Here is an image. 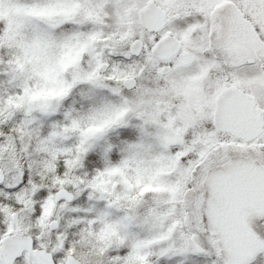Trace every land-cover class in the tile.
Listing matches in <instances>:
<instances>
[{"label":"rangeland","instance_id":"rangeland-1","mask_svg":"<svg viewBox=\"0 0 264 264\" xmlns=\"http://www.w3.org/2000/svg\"><path fill=\"white\" fill-rule=\"evenodd\" d=\"M65 1L74 5L67 13L49 14L51 4ZM149 1L168 13L161 32H146L138 23L137 13ZM206 1L15 0L27 7L23 16L2 10L0 243L9 235L27 236L55 264L68 257L79 264H264V250L241 260L225 255L203 212L208 151L223 137L192 116L206 114L212 96L235 81L227 65L205 66L206 75L186 73L207 63L194 39L205 35L208 19L180 7L206 10L212 0ZM230 2L245 13L244 35L257 38L264 56V0ZM6 3L0 0L4 8ZM214 12L216 22L232 13L222 4ZM163 36L182 45L166 61L150 52ZM136 39L143 48L133 57L129 45ZM230 40L222 38V44L229 41L226 51L236 48L227 52L232 66L247 56ZM66 44L80 48L72 69L63 64L73 55ZM47 46L64 48L67 56L59 65L47 63L49 73L41 69ZM101 63L107 64L104 73L97 71ZM163 66L169 73H160ZM127 77L137 88L117 94L115 84ZM89 82L113 85L105 93L120 98V105L99 97L96 86L86 88ZM145 87H159L169 98L141 95ZM103 105L114 112L109 125L95 115ZM61 189L72 195L70 202H54ZM52 221L57 227L49 230ZM259 226L250 229L264 243V223ZM12 264L31 263L23 253Z\"/></svg>","mask_w":264,"mask_h":264},{"label":"flooded vegetation","instance_id":"flooded-vegetation-1","mask_svg":"<svg viewBox=\"0 0 264 264\" xmlns=\"http://www.w3.org/2000/svg\"><path fill=\"white\" fill-rule=\"evenodd\" d=\"M219 4L228 6V10L232 11L222 19L225 23L222 21L224 25L221 29L222 22H216L218 17L214 15L215 6ZM159 7L164 10L167 19L168 13L164 7ZM180 8L190 14L199 16L203 14V17L205 14L208 19L205 35L194 39V42L198 41L196 43L198 47H202L203 52L206 53L204 55L208 58L207 63L203 64L201 61L198 70H190L186 73H190L192 76L193 74L206 75L208 70L205 69V66L227 65L232 67L229 71L235 77L234 83L224 85L212 96L210 108L206 114L193 112L192 116L194 120L208 121L214 131L223 137L221 142H213L208 151L211 167L206 178V180L210 178L209 186H205L206 203L203 210L205 218L208 222L211 220L207 211L208 205L212 212L227 210L235 216L241 228L257 237L250 227H262L259 225L264 223V56L261 44L257 43V38H253L252 34L244 35L245 13L230 0H212L206 10L200 6ZM175 15L177 14H174L173 18L178 20L180 16L176 19ZM222 38L223 41H226V38L231 39L230 41L234 45H243L247 60L243 58V62L232 63L230 66L231 61L228 54L235 52L236 48L226 51L229 41L226 45L225 42L222 44ZM136 88L137 82L131 92ZM225 88H235L244 95L241 97L239 94H233L226 102L237 105L240 103L238 100L240 98L247 107V117L241 121L238 127L226 125L227 130L220 131L214 128L215 101L217 95ZM140 94H147L149 97L157 99L169 98L164 93L162 94L159 87L141 88ZM185 105L196 109L190 101L185 102ZM225 255L231 260L235 259L232 252L231 254L226 252Z\"/></svg>","mask_w":264,"mask_h":264},{"label":"water","instance_id":"water-1","mask_svg":"<svg viewBox=\"0 0 264 264\" xmlns=\"http://www.w3.org/2000/svg\"><path fill=\"white\" fill-rule=\"evenodd\" d=\"M137 17L139 25L147 32H160L164 28L165 12L151 1L138 11ZM178 17V15H175L176 19ZM142 48L143 43L136 39L129 45V54L133 57H138L141 54ZM180 48L181 44L175 38L163 36L151 47L150 52L153 57L161 61H166L176 54ZM106 67V63H101L97 70L99 73H104ZM169 71L170 68L168 66L160 68V73L162 75L167 74ZM122 85L126 90H131L135 88L136 81L133 78H125L122 81ZM233 94H239L241 97H244V95L235 88H225L216 97L214 111V128L216 130L225 131L227 130L226 125L238 127L241 121L247 117V107L242 103L240 98L238 99L240 100V103H238L239 105L226 102ZM209 180L210 178L205 181L206 187L209 186ZM53 199L55 203L61 200L70 202L72 200V195L68 191L61 189L54 194ZM207 211L211 217L209 224L218 235V241L224 254H226V252L231 254L232 252V256L241 260L250 256L251 252L254 250L264 249V243L241 228L235 216L229 213V211L219 210L212 212L209 205ZM56 227L57 223L54 221L50 222L48 225L49 230H53ZM188 245L193 251L201 252V249L192 241L189 240ZM23 251H26L31 264H53L52 258L48 253L32 249V242L29 237L14 235L6 236L2 240L0 245V263L12 264ZM65 264H78V262L74 258L68 257ZM142 264L152 263L145 261Z\"/></svg>","mask_w":264,"mask_h":264},{"label":"trees","instance_id":"trees-1","mask_svg":"<svg viewBox=\"0 0 264 264\" xmlns=\"http://www.w3.org/2000/svg\"><path fill=\"white\" fill-rule=\"evenodd\" d=\"M120 2H122V0H119ZM131 2V1H129ZM73 3L71 1H65L64 4H57V5H54V4H51L50 5V10H49V14H51L52 11L54 12H61L62 10H64L62 13L66 12L69 8L73 7ZM5 7L4 6H0V13H2V10L3 9H6L7 10V13L9 14V17H20V16H23L26 11H28L27 7L25 8L24 5L22 4H17V2H15V0H7V3L5 4ZM67 13V12H66ZM30 24L32 25H38V23L34 22L32 19H26ZM136 24H137V20H135ZM67 45V44H66ZM68 48H69V52L68 53H72L73 55H71V58L69 59L68 61V57H67V60L65 61V63L63 64H66L68 66V68L70 67L71 69L74 67V61L76 59V54H77V50L80 51V48H76L74 49L73 47L71 48L70 50V47L69 45H67ZM49 53L44 55L43 59H42V66H41V69H43L46 73L49 71V68L47 66V63L48 64H52V62L54 61L55 63H58V65L60 64V61L62 59H66V57L64 56V53H63V49L60 51L59 49H56L54 47H51V46H47L46 48ZM65 50V49H64ZM53 60V61H52ZM49 73V72H48ZM49 77H51V74L48 75ZM69 80V79H68ZM67 83V82H66ZM81 84V83H80ZM78 86V84L76 85ZM81 86V85H80ZM91 86H96L94 85L93 83H87L86 84V88H90ZM112 86V87H111ZM113 88V85H103V84H100V85H97L95 87V89L97 90L96 92H100L98 93L99 97L102 96V97H106V98H109V100L112 102L113 99H114V104H118L120 105V98H117V96L115 97L114 95V98L111 97V95L108 94V91L107 93H105V90L107 88ZM98 88V89H97ZM122 88L121 85L119 84H115L114 86V90L117 91L116 93L118 94L119 90ZM147 88V87H146ZM110 93V92H109ZM104 105H112L111 104H104ZM104 105L99 108V109H96L95 110V115L97 116V118L99 119V121H106V124L105 125H109L108 123L112 121V119L114 118V112H112V109H106V107H104ZM102 121V122H103ZM109 121V122H108ZM14 123L13 121L11 122V124ZM98 124V122L96 123ZM101 124V123H100ZM102 126V125H101ZM92 127H94L92 125ZM111 127V126H109ZM112 128V127H111ZM19 131L18 130H15L14 131H10L11 135H15L18 133ZM34 244V243H33Z\"/></svg>","mask_w":264,"mask_h":264}]
</instances>
